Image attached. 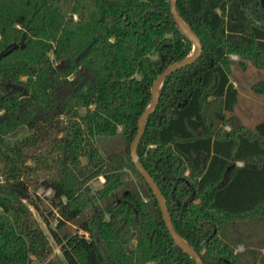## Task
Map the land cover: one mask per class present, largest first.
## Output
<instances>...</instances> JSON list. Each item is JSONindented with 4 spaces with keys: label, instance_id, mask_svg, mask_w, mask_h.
<instances>
[{
    "label": "trees",
    "instance_id": "obj_1",
    "mask_svg": "<svg viewBox=\"0 0 264 264\" xmlns=\"http://www.w3.org/2000/svg\"><path fill=\"white\" fill-rule=\"evenodd\" d=\"M176 8L201 52L164 78L138 159L204 264H264V120L231 80L264 72V0ZM191 53L170 0H0V264H196L129 154Z\"/></svg>",
    "mask_w": 264,
    "mask_h": 264
},
{
    "label": "water",
    "instance_id": "obj_2",
    "mask_svg": "<svg viewBox=\"0 0 264 264\" xmlns=\"http://www.w3.org/2000/svg\"><path fill=\"white\" fill-rule=\"evenodd\" d=\"M170 9L171 13L174 19L175 24L177 25L178 29L181 31V33L190 41L192 45V53L185 59L177 61L172 63L170 66H168L164 71H162L158 76L154 79L151 88H150V94H151V101L149 105L142 111L140 114L138 121H137V129L136 133L130 143V150L129 154L131 157V161L135 165L137 171L143 176L149 187L151 188L153 194L155 195L161 212L163 219L165 221V225L174 239V241L189 255L193 257L196 264H204L201 260L199 254L184 240L174 229L165 200L163 195L160 193L156 183L154 182L153 178L149 175V173L143 168L141 165L138 156H137V145L141 139V136L144 131V125L146 122V119L149 114H151L157 105L158 102V91L159 88L164 80V78L175 71L176 69L186 66L190 63H192L200 54L201 52V43L198 37L194 34V32L184 23L183 19L180 17L177 8H176V0H170Z\"/></svg>",
    "mask_w": 264,
    "mask_h": 264
},
{
    "label": "rangeland",
    "instance_id": "obj_3",
    "mask_svg": "<svg viewBox=\"0 0 264 264\" xmlns=\"http://www.w3.org/2000/svg\"><path fill=\"white\" fill-rule=\"evenodd\" d=\"M230 57L234 60L238 59L235 54H231ZM231 80L239 91V99L235 111L241 116L247 126L254 127L258 121L264 120V92L255 91L252 85L260 80L264 81V72L253 68L251 65L245 68L234 66ZM102 181L103 178L100 177L93 182V185L99 186ZM52 225H54V222H52ZM54 248L57 250L55 246Z\"/></svg>",
    "mask_w": 264,
    "mask_h": 264
}]
</instances>
